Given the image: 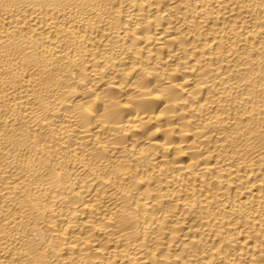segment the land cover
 Instances as JSON below:
<instances>
[{
	"label": "bare ground",
	"instance_id": "bare-ground-1",
	"mask_svg": "<svg viewBox=\"0 0 264 264\" xmlns=\"http://www.w3.org/2000/svg\"><path fill=\"white\" fill-rule=\"evenodd\" d=\"M0 264H264V0H0Z\"/></svg>",
	"mask_w": 264,
	"mask_h": 264
}]
</instances>
